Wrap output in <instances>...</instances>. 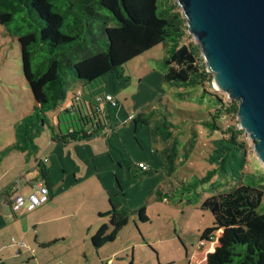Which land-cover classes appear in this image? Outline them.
Masks as SVG:
<instances>
[{"label":"trees","instance_id":"16d2710c","mask_svg":"<svg viewBox=\"0 0 264 264\" xmlns=\"http://www.w3.org/2000/svg\"><path fill=\"white\" fill-rule=\"evenodd\" d=\"M179 10L175 0H0V26L19 44L23 77L32 94V110L16 124L14 143L4 152L36 153L35 139L45 130L54 143L63 145L89 141L116 130L118 125L111 122L105 99L104 78L111 74L119 85L128 84L130 76L123 67L157 46L165 49L163 58L156 62L163 84L170 89L210 85L212 76L205 69L198 45L181 44L187 27ZM76 84L81 85L80 93L73 95L70 105L57 114V124H52L47 113L54 111L64 101L67 88ZM216 103L215 113L200 122L222 136L212 141L207 158L214 168L182 186L186 192L204 184L216 189L218 184L211 182L215 176L237 181L244 177L247 147L239 140L244 132L217 123L223 115L236 116L237 102L224 108L223 101L216 97ZM171 114L167 104L156 99L131 118L137 143L140 130L148 127L153 146L161 145L156 150L161 161L159 171L145 163L144 168L139 167L107 140L127 180L137 183L157 175L165 180L188 159L196 144V133L193 131L182 145L173 135L177 127L170 121ZM38 168L48 187L44 164L38 162ZM245 179L246 184L212 195L201 204V209L211 214L214 228L201 240H217L214 251L206 255V264H264V234L254 235L252 231L264 221V174ZM171 198L160 186L155 190L157 202ZM132 215L140 223L149 222L144 206L131 210L124 198L110 202L109 210L98 214L107 221L90 236L93 249L113 242ZM243 226L248 230L239 232ZM220 228L226 232L215 237Z\"/></svg>","mask_w":264,"mask_h":264},{"label":"rangeland","instance_id":"374dc122","mask_svg":"<svg viewBox=\"0 0 264 264\" xmlns=\"http://www.w3.org/2000/svg\"><path fill=\"white\" fill-rule=\"evenodd\" d=\"M181 44L197 45L188 32L181 40ZM164 55V47L157 46L128 62L123 67L125 74L129 75L131 79L126 86L121 87L114 78H109L113 76H108L104 80L105 89L118 88L117 99L123 108L133 115L137 114L144 106L153 105L155 97L161 98L172 113L170 121L177 127L174 129L173 135L178 137L182 145L188 141L193 131L196 133L194 149L188 159L182 165L177 166L171 177L162 181L157 175L150 180L137 183L126 181V184L122 185L128 207L131 210H137L144 206L149 222L140 223L137 216L132 215L128 224L122 228L115 240L97 251L91 246L90 235L73 233L62 235L66 238L65 242L52 245L49 248H42V244L37 246L34 243L36 235H32L30 232L28 235H22L20 231L17 235H4L3 241L7 248L0 253V260H2L0 264H107L108 259L111 260V264H188V258L197 249L202 252L209 249L208 242L201 239L203 235L214 230L213 219L208 211L201 209L202 202L212 195L231 190L241 183L246 184L245 178L248 175L258 176L264 174V170L256 159L252 142L244 133L239 140L246 144L247 164L243 170L244 177L241 181L236 179L219 180L215 176L211 182L218 184L216 189H213L210 184L198 185L194 191L190 192H186L182 188V186L194 182L196 178L205 176L207 171L214 168L207 158L213 148L212 141L222 136L217 131H209L200 125V122L204 119L208 120L210 115L215 113V104H218L216 97L223 101L224 108H227L233 101L228 98L226 93L217 90L212 81L210 85L205 84L203 88L170 89L163 84L161 78L156 76L162 75L156 62L160 61ZM153 71L155 74L152 73ZM140 79H142L141 82ZM71 90L73 87L67 88V93ZM202 91L207 94H202ZM177 93H181L182 96L178 97ZM201 96L204 98H200ZM31 100V91L23 77L19 44L16 39L8 35L5 28L0 26V125L6 135L11 134L5 126L6 122L10 125L19 109L26 110L30 107ZM218 109L223 110L220 107ZM51 115L52 111L47 113L49 121ZM110 119L112 123L118 119L116 112H110ZM217 123L222 128L228 126L238 128L236 116L223 115L220 120H217ZM124 125V128L117 133H111L108 138L116 146L119 145L118 141L122 140L124 150L134 160L144 155L148 157L151 150L156 152L161 148V145L153 146L151 143L148 128L143 129L137 135L139 142L137 143L130 122H125ZM98 141L97 146L104 147L103 140ZM105 142L107 141L105 140ZM154 159L157 161L156 158ZM149 160L152 162L151 158ZM155 161L153 166L158 171ZM158 186L172 198L157 202L155 190ZM96 201H102L101 197L93 202ZM89 225L92 226L93 234L100 226L97 227L91 221ZM247 230L244 226L238 229L243 233ZM252 231L255 233L254 235L264 234V221L258 223ZM225 232L226 229L220 228L214 235L217 237ZM39 236L42 238L49 235ZM21 242L24 245H21ZM18 249H20L19 254H17ZM207 254L205 253V255ZM205 260L203 262L199 260L193 264H206Z\"/></svg>","mask_w":264,"mask_h":264},{"label":"crops","instance_id":"0c3cea01","mask_svg":"<svg viewBox=\"0 0 264 264\" xmlns=\"http://www.w3.org/2000/svg\"><path fill=\"white\" fill-rule=\"evenodd\" d=\"M152 73L155 74L154 71ZM108 76L113 75H106L104 80ZM156 76L162 80V75ZM109 78H114L115 80L114 76ZM139 81L141 82L142 79ZM105 90L106 94L113 96L119 104L116 110L108 106L109 112L113 111L117 114L118 119L115 122L118 127L116 130L107 133L106 136L99 135L89 141L63 145L54 143L50 139L48 131L45 130L35 139L36 153L27 155L16 150L4 152L14 143V128L16 124L24 115L31 112L32 100L30 107L26 108V110L19 109L17 111L16 117H14L10 125L6 122L5 126L11 132L9 136L6 135L0 125V137H2L0 139V253L7 248L3 241L4 235H17L19 231L22 235H28L30 232L32 235H36L34 243L37 246L56 241L53 244L54 246L65 242L66 238L62 235H71L73 233L91 236L93 233L91 232L92 226L89 225L90 221L97 227L107 221L106 218H99L98 214L107 212L110 202L117 203L123 198L125 199L126 195L122 185H125L126 181H131L125 178L123 171L117 164L115 154L108 148L105 140H108L113 148L119 150L134 163H145L155 170L157 168L153 166V162L155 161L154 158H156V165L160 169L161 161L156 152L151 150L148 157L144 155L134 160L124 150L122 140L118 141V146L110 142L108 136L124 128L125 122H130L132 126L131 118L133 113H128L117 99L118 88L114 87L110 90L106 88ZM80 91L81 85L76 84L73 86V90L66 94L62 104L52 111L50 120L52 124H57V122L55 123L57 114L67 108L73 95L79 94ZM154 99L161 98L155 97ZM146 128L148 127H143L140 132ZM98 140H103L104 147L100 148L97 146ZM150 158L152 162H149ZM38 162H42L47 170L48 202L30 213L19 212L14 214L11 212L10 205L15 194L28 195L40 184L45 186L40 176ZM158 178L164 181L160 175H158ZM150 179L153 178L143 181ZM100 197L102 201L93 202L100 199ZM39 235L49 236L40 238ZM215 241H207L209 249H206L205 252L197 249L188 258V264L196 263L199 260L203 262L206 257L205 253L213 252L216 245ZM17 252L19 254L20 249ZM107 264H111L110 259L107 260Z\"/></svg>","mask_w":264,"mask_h":264},{"label":"water","instance_id":"95a60500","mask_svg":"<svg viewBox=\"0 0 264 264\" xmlns=\"http://www.w3.org/2000/svg\"><path fill=\"white\" fill-rule=\"evenodd\" d=\"M215 88L264 170V0H175Z\"/></svg>","mask_w":264,"mask_h":264},{"label":"built area","instance_id":"2783aa9c","mask_svg":"<svg viewBox=\"0 0 264 264\" xmlns=\"http://www.w3.org/2000/svg\"><path fill=\"white\" fill-rule=\"evenodd\" d=\"M105 99L109 104V107L111 108L118 107V103L113 96L107 94ZM139 167L144 168L145 165L143 163H139ZM48 199H49V195H48L47 187L44 186L43 184H40L28 195H22L20 193L15 194L14 197L12 198L10 209L11 212L14 214L19 212L30 213L35 209H37L38 207L46 204L48 202ZM14 243L16 242L14 241ZM20 244L24 245V243L22 242Z\"/></svg>","mask_w":264,"mask_h":264}]
</instances>
